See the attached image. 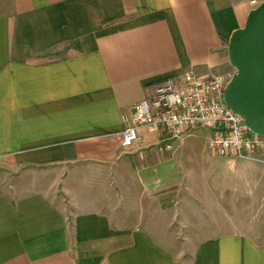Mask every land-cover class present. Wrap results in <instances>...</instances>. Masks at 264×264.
Here are the masks:
<instances>
[{"label":"crops","instance_id":"crops-1","mask_svg":"<svg viewBox=\"0 0 264 264\" xmlns=\"http://www.w3.org/2000/svg\"><path fill=\"white\" fill-rule=\"evenodd\" d=\"M263 1L0 0V264H264V240L215 236L233 171L201 159L210 129L120 144L152 84L234 74L229 37ZM236 167L261 185L264 155ZM183 227L214 234L183 258Z\"/></svg>","mask_w":264,"mask_h":264},{"label":"built area","instance_id":"built-area-1","mask_svg":"<svg viewBox=\"0 0 264 264\" xmlns=\"http://www.w3.org/2000/svg\"><path fill=\"white\" fill-rule=\"evenodd\" d=\"M232 75L204 77L188 72L152 84L150 95L135 102L124 119L121 146L127 148L139 140V127L162 130L166 150L184 134L206 128L212 131L208 146L219 156L253 159L264 155V137L249 131L243 118L223 101V90Z\"/></svg>","mask_w":264,"mask_h":264},{"label":"water","instance_id":"water-1","mask_svg":"<svg viewBox=\"0 0 264 264\" xmlns=\"http://www.w3.org/2000/svg\"><path fill=\"white\" fill-rule=\"evenodd\" d=\"M226 50L235 72L225 85L223 101L249 131L264 137V1L231 33Z\"/></svg>","mask_w":264,"mask_h":264},{"label":"rangeland","instance_id":"rangeland-1","mask_svg":"<svg viewBox=\"0 0 264 264\" xmlns=\"http://www.w3.org/2000/svg\"><path fill=\"white\" fill-rule=\"evenodd\" d=\"M200 138H202V136ZM179 140L180 138L175 140L173 143ZM201 143L205 144L204 141ZM205 150L206 154L203 152L200 153L201 159L213 158L227 161V163L232 166L233 171L232 191L231 193L225 194V199L223 198L221 203L223 206L221 208H217V215H220V219L227 224V226L231 227L232 231H218L215 232V236H228L234 240L241 239L243 237H251L253 241L255 240L254 242H262L264 240V178L262 183H260L261 185L258 187L250 181L241 183L238 178L239 168L236 166L239 161L243 159L219 156L208 146V144ZM192 159L196 160L197 158L194 156L193 158H188V161ZM200 170L204 171L205 169L201 168ZM204 181L205 180H203V182ZM203 210L205 213L208 211V209ZM211 214L207 215V217L203 216L200 222L203 223L208 219L212 220ZM216 222H219L218 218H216ZM183 229V232H178V238L180 239L182 236L183 240H186V246L183 248V258H186L191 254V251H193L192 243L193 240L196 239L197 235L203 236L204 234H214V232H191L188 231L186 227H183ZM240 229H244V231ZM174 250L179 251L180 249L175 248Z\"/></svg>","mask_w":264,"mask_h":264}]
</instances>
